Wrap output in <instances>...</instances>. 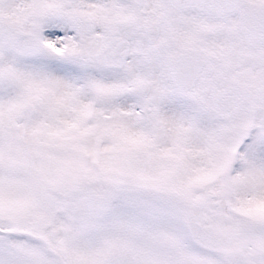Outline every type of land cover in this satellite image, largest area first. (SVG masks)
<instances>
[{"label": "snow or ice", "instance_id": "obj_1", "mask_svg": "<svg viewBox=\"0 0 264 264\" xmlns=\"http://www.w3.org/2000/svg\"><path fill=\"white\" fill-rule=\"evenodd\" d=\"M0 264H264V0H0Z\"/></svg>", "mask_w": 264, "mask_h": 264}]
</instances>
